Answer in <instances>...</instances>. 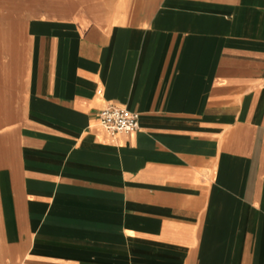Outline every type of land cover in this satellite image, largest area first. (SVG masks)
I'll return each mask as SVG.
<instances>
[{"label":"crops","instance_id":"crops-1","mask_svg":"<svg viewBox=\"0 0 264 264\" xmlns=\"http://www.w3.org/2000/svg\"><path fill=\"white\" fill-rule=\"evenodd\" d=\"M20 5L0 264H264V0ZM109 105L139 129L109 134Z\"/></svg>","mask_w":264,"mask_h":264},{"label":"rangeland","instance_id":"rangeland-1","mask_svg":"<svg viewBox=\"0 0 264 264\" xmlns=\"http://www.w3.org/2000/svg\"><path fill=\"white\" fill-rule=\"evenodd\" d=\"M22 8L20 0H0V34L6 35L0 38V46L24 43L25 18L29 16Z\"/></svg>","mask_w":264,"mask_h":264},{"label":"built area","instance_id":"built-area-1","mask_svg":"<svg viewBox=\"0 0 264 264\" xmlns=\"http://www.w3.org/2000/svg\"><path fill=\"white\" fill-rule=\"evenodd\" d=\"M139 119L140 113L117 105H109L99 114L101 126L111 135L136 132L140 127Z\"/></svg>","mask_w":264,"mask_h":264}]
</instances>
